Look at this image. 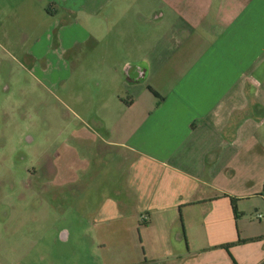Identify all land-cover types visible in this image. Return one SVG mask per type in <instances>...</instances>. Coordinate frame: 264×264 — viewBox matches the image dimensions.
<instances>
[{
  "label": "crops",
  "instance_id": "obj_1",
  "mask_svg": "<svg viewBox=\"0 0 264 264\" xmlns=\"http://www.w3.org/2000/svg\"><path fill=\"white\" fill-rule=\"evenodd\" d=\"M2 12L73 50L93 116L78 136L109 148L111 167L126 151L95 208L124 223L106 264H264V0H0ZM99 158L79 157L75 179L100 177Z\"/></svg>",
  "mask_w": 264,
  "mask_h": 264
},
{
  "label": "rangeland",
  "instance_id": "obj_2",
  "mask_svg": "<svg viewBox=\"0 0 264 264\" xmlns=\"http://www.w3.org/2000/svg\"><path fill=\"white\" fill-rule=\"evenodd\" d=\"M35 19L20 32L11 16L0 18V264H106L125 248L116 235L123 222H104L95 208L110 184L105 172L127 154L114 148L111 167L109 148L78 136V125H92L77 104L91 103L87 75ZM95 149L100 177L86 168L75 179L78 158L86 166Z\"/></svg>",
  "mask_w": 264,
  "mask_h": 264
},
{
  "label": "trees",
  "instance_id": "obj_3",
  "mask_svg": "<svg viewBox=\"0 0 264 264\" xmlns=\"http://www.w3.org/2000/svg\"><path fill=\"white\" fill-rule=\"evenodd\" d=\"M233 206H234V209L236 210L234 201H233Z\"/></svg>",
  "mask_w": 264,
  "mask_h": 264
}]
</instances>
